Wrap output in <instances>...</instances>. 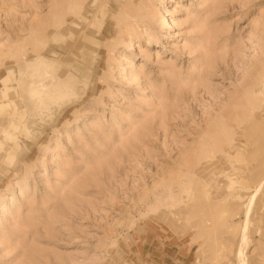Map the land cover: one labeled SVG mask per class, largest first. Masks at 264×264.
Returning <instances> with one entry per match:
<instances>
[{"label": "rangeland", "instance_id": "rangeland-1", "mask_svg": "<svg viewBox=\"0 0 264 264\" xmlns=\"http://www.w3.org/2000/svg\"><path fill=\"white\" fill-rule=\"evenodd\" d=\"M89 1L0 0V264H264V0Z\"/></svg>", "mask_w": 264, "mask_h": 264}, {"label": "bare ground", "instance_id": "bare-ground-1", "mask_svg": "<svg viewBox=\"0 0 264 264\" xmlns=\"http://www.w3.org/2000/svg\"><path fill=\"white\" fill-rule=\"evenodd\" d=\"M91 1V0H90ZM89 1V2H90ZM86 2V0H68V10L73 11L75 14H79L84 3ZM93 2H95V0H93ZM88 3V2H87ZM84 10V9H83ZM80 19V18H79ZM62 17H58V19H52L51 20V25L53 24L54 26H59L58 24L62 23ZM82 21V20H81ZM85 24V23H84ZM87 35V34H86ZM42 38V37H41ZM45 39V38H44ZM38 41V47L41 48L44 47V42L41 40L39 41L38 39L36 40V42ZM28 61V60H27ZM26 61V62H27ZM48 75V74H47ZM65 79V78H64ZM61 80V79H59ZM53 78L50 76H47L45 78H43L40 83L38 88L34 91L35 93H38L39 91H46L50 88V86L53 84ZM75 83V82H73ZM59 84H61V81L59 82ZM68 85V84H67ZM72 86V85H71ZM68 85V87H71ZM74 86V85H73ZM76 89V88H75ZM80 93L83 91V89H81V87L77 90V92ZM212 152L209 153V156H211ZM264 187V176L261 178V180L257 183V185L254 187L253 193L249 196V198L247 199L246 202V215H249V213L252 211V205L254 202V199L256 197V195L258 194V192H260ZM238 258H239V264H243L242 260H243V249L242 247H240V249L238 250Z\"/></svg>", "mask_w": 264, "mask_h": 264}]
</instances>
